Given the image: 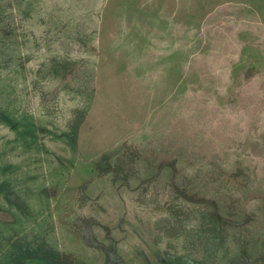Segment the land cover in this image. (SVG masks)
I'll return each mask as SVG.
<instances>
[{"label":"rangeland","instance_id":"374dc122","mask_svg":"<svg viewBox=\"0 0 264 264\" xmlns=\"http://www.w3.org/2000/svg\"><path fill=\"white\" fill-rule=\"evenodd\" d=\"M0 264H264V0H0Z\"/></svg>","mask_w":264,"mask_h":264}]
</instances>
